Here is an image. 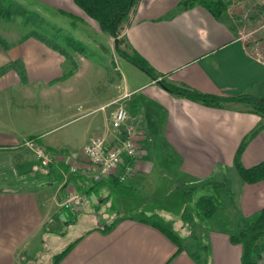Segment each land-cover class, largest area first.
I'll return each mask as SVG.
<instances>
[{"label": "crops", "instance_id": "crops-1", "mask_svg": "<svg viewBox=\"0 0 264 264\" xmlns=\"http://www.w3.org/2000/svg\"><path fill=\"white\" fill-rule=\"evenodd\" d=\"M26 1L57 14H70L89 27L84 34L103 36L73 0ZM184 1L139 0L121 26L120 48L144 59L168 84L184 85L219 98L246 96L264 101V56L249 49L242 29L252 22L240 15L243 5L250 3L257 13H263L264 0H238L228 5L219 19L199 5L183 10L179 4ZM20 16L14 15L8 22ZM28 33L0 29V38L7 46L0 44V67L20 61L27 81L22 83L13 70L0 77V264H24L46 238L59 234L64 225L71 223L72 216L60 208L67 191L84 196L83 210L97 212L108 206L114 196L122 211L112 219L116 225L106 234L96 229L107 221L85 229L75 238L82 239L59 264H241V247L232 245L222 230L197 236L204 249L198 261H193L189 255L196 251V244L188 239L190 229L181 220L182 210L174 213L164 206L147 209L138 200L131 213L123 209L131 205L129 195L136 199L145 190L151 193L161 188L165 193L169 191L168 195L174 189L164 181L165 174L158 175L155 170L157 143L164 151V161L174 162L175 173L188 195L193 189L191 196L197 199L202 196L201 190L209 194L217 192L218 187L226 188L229 175L236 180L233 193L238 213L249 218L264 210V181L243 183L233 165L243 143L240 162L244 168L264 162V127L251 135L264 124L261 115L241 103L216 107L175 96L136 70L129 72L130 78L121 75L114 85L108 78L107 100L80 113L81 99L73 96L81 93V67L72 77L58 81L68 68L64 58L34 38L23 39ZM103 37L105 43H94V48L103 55H114L115 39ZM76 55L72 53L74 61L82 60ZM15 89L22 91L20 96L12 93ZM58 93L64 98L70 94L72 97L60 101ZM124 93L130 96L116 102ZM51 101L69 105L41 115L43 107L47 106L48 111L50 105L45 104ZM119 105L128 111L129 120L113 130L110 117ZM16 107L20 112H15ZM128 129L134 131L139 146V159L134 163L127 160L134 166V173L124 183L114 176L93 182L81 155L83 147L93 137H103L108 144H114L126 139ZM27 139L36 140L54 156V162L39 166L32 152L19 146ZM74 163L77 171L71 173L70 165ZM146 220L172 225L185 240L183 250L177 253V247ZM255 253L258 264H264V240L257 243Z\"/></svg>", "mask_w": 264, "mask_h": 264}, {"label": "rangeland", "instance_id": "rangeland-1", "mask_svg": "<svg viewBox=\"0 0 264 264\" xmlns=\"http://www.w3.org/2000/svg\"><path fill=\"white\" fill-rule=\"evenodd\" d=\"M233 4H236V2L228 3V5L231 6H233ZM0 7L9 10L12 13L14 11L22 12L20 19H22L24 22L23 24L20 19H15L14 22L12 20L10 21L12 23H9L8 20L11 18L7 21L6 19H2L4 21H0V25H3V27L0 29L12 28L20 34H24L25 32L38 33L39 35L51 40L54 45H59L62 47L68 54L70 53L69 55L71 56L75 51L72 49L73 47L71 48L66 46V40L70 39L80 44L82 50L76 51V54L79 58H82V60L75 61V64L77 65V68L81 67L79 68L81 69V93L79 95L75 92L73 96V99H81L80 113H83V111H87V109L95 107L99 103H103L102 101L107 100V97L110 94V88H108L109 85L107 84V81H109L108 78H110V81H112V84L114 85V81H117L118 83L120 80L119 77L121 75H126L128 78H130L129 72H133L134 70L139 72V74L146 76L142 70L119 57L116 52L114 55H111L110 52H107L105 55H103L99 50H96L93 46L94 43H105V38L103 36H107L108 34L104 32L103 36L100 34H90L89 32L88 34L90 36L84 34L86 33V29L89 27L85 26L84 23L77 18L62 16L55 12H51L50 10H45L41 4L26 0H0ZM242 10L243 13L240 15L243 17V19L248 22H252L248 24L246 28L242 29L243 35H245V40L249 45V49L251 52H253V54L263 57L264 12L257 13L256 8H253L252 3H250V6L249 4L245 6L243 5ZM235 15L236 14H233V16ZM17 92L18 96H20L22 91L20 89L12 90L13 94H16ZM56 97L62 101L64 99H71L72 96L71 94L67 96L65 95L64 98L61 93H58ZM19 102L20 100L17 99V103ZM45 105L50 106L48 107V111H45L47 106L43 107V109L40 111L41 115L45 114L46 112L51 113L53 110L60 111L69 104L51 101ZM75 110L76 106H74V112ZM15 112H20V109L16 107ZM154 145V153L159 157L155 162V170L158 172V175L164 173V181H169L173 185L174 189L168 195L167 193L169 191L165 193L164 188L151 193L145 190L139 193L136 199L129 195L127 200L131 198L130 201H128L131 205L124 207V213L127 214L134 211L137 207L136 204L138 201H143L144 206H146L147 209H162L164 206L174 210V213H179L180 210H182V212L187 210L193 215V222L191 224L194 225L193 232L195 239L191 240L190 242L194 245L196 244L195 241H197V236H200L199 234L206 233L209 230L227 231L232 229L239 209L237 205V198L233 193V189H236L235 177L228 175L226 178L229 185L226 184V188L218 187L217 192H209V194L212 196V199L214 200L217 213L212 219L203 218L197 211L195 197L191 196L193 194V189L188 191L191 195H188L184 192L186 189L180 182L181 179L179 176L175 173L176 167L174 162L171 161V163H169L168 161H164V151L158 148L159 146L157 143ZM209 194L201 190L199 195ZM118 200L119 199H117V197L113 196L110 198L109 205L99 208L97 212L91 208L88 210L80 209L78 211H67L66 213H69L72 216L70 221L71 223L64 225L63 230H61L59 234L53 236L52 238L48 236L50 238H46L44 243H42L41 246L39 245L36 250L33 251L32 255L30 256L32 259H29L27 262L23 263L52 264L53 257L62 252L64 248L71 244L76 237L85 231V229H88L93 224L95 225V223L99 224L101 221H107V223H110L112 219L118 214V212L122 211V207H120ZM135 215L136 217L141 216L140 214ZM158 220L163 221L161 218H158ZM175 224L176 223H174V225ZM187 226L189 227V225ZM190 236L191 234L189 231L188 237Z\"/></svg>", "mask_w": 264, "mask_h": 264}, {"label": "trees", "instance_id": "trees-1", "mask_svg": "<svg viewBox=\"0 0 264 264\" xmlns=\"http://www.w3.org/2000/svg\"><path fill=\"white\" fill-rule=\"evenodd\" d=\"M77 8H79L83 14L94 21L99 27L100 31L108 34L113 39H118V35L122 24L127 20L128 15L139 0H73ZM199 5L205 10H207L214 18H221L227 11L228 2L225 0H185L179 6L183 10L191 9L194 6ZM63 16H68L73 18L70 14L65 12H60ZM14 15H22V12L14 11L13 13L9 10L0 7V19H10ZM34 38L35 40L41 42L49 49L59 53L65 59V64L69 67L63 73L62 77L58 81H65L66 79L72 77L77 73V65L71 55H69L62 47L59 45H54L51 40L43 37L35 32H30L24 36L23 39ZM0 44L3 48L7 47L4 41L0 38ZM122 41L119 39L118 44L115 48V52L119 57L142 70L151 79L156 81V83L169 93L187 98L191 101L201 103L207 106L221 107L223 103H241L248 105L253 110L258 112L264 120V101L262 99H256L246 96H240L236 98H219L211 95L201 94L194 91L184 85H172L164 82L162 79L157 81L158 75L155 70L152 69L147 62L139 57L137 54H128L126 51L122 50L120 46ZM67 47H73L74 51H81L82 48L80 44L74 42L70 39L66 40ZM70 65V66H69ZM15 71L19 76L22 83L26 84V73L23 69V65L20 61H15L8 63L0 67V77L5 75L9 71ZM264 124L259 125L251 135L257 133ZM244 149V143L239 147L235 158H234V168L240 178V180L245 184H257L264 181V162L259 163L251 168H244L240 162L241 155ZM120 189L121 187L118 186ZM196 208L198 213L203 218L212 219L217 213V208L215 206L212 197L207 195L199 196L196 201ZM181 220L183 223L189 225L191 238L194 240V225L193 215L187 210L181 213ZM146 223L155 229L159 230L166 238H168L176 247L177 253L183 250L184 239L180 238L177 232H175L170 224H164L158 221H148ZM116 225V222L103 223L99 225L96 229L102 234L110 232ZM89 233V232H87ZM222 233L228 236V239L232 245H239L241 247V264H258V255L255 253L257 243L260 240H264V210H260L253 216L246 218L240 213L237 214L236 222L233 224L232 229L223 231ZM193 235V236H192ZM82 239V237L74 240L69 244L62 252L55 255L52 260V264H59L65 256L73 249V247ZM196 251L190 253V258L193 261H198L199 253L204 249L200 246V242L197 239Z\"/></svg>", "mask_w": 264, "mask_h": 264}, {"label": "built area", "instance_id": "built-area-1", "mask_svg": "<svg viewBox=\"0 0 264 264\" xmlns=\"http://www.w3.org/2000/svg\"><path fill=\"white\" fill-rule=\"evenodd\" d=\"M225 1L233 3L238 0ZM160 80L161 77H158L157 81ZM128 96L130 94L124 93L116 102ZM128 120L129 114L125 107L122 105L117 106L111 113V129H120ZM19 146L31 151L41 167H47L54 162V156L42 148L34 139H27ZM81 155L86 162L89 178L93 182L99 183L107 177L114 176L119 183H124L134 173V166L128 164V161L134 163L135 160L139 159V146L135 140L134 131L128 129L126 139L117 140L114 144H108L103 137H93L83 147ZM76 171V164L70 165V172L76 173ZM84 202L85 198L82 194L75 191H67L60 203V208L65 211H78Z\"/></svg>", "mask_w": 264, "mask_h": 264}, {"label": "water", "instance_id": "water-1", "mask_svg": "<svg viewBox=\"0 0 264 264\" xmlns=\"http://www.w3.org/2000/svg\"><path fill=\"white\" fill-rule=\"evenodd\" d=\"M118 44V39H115V46H117Z\"/></svg>", "mask_w": 264, "mask_h": 264}]
</instances>
